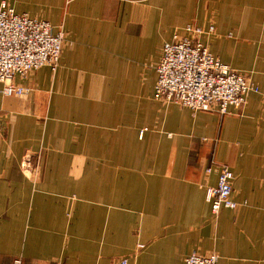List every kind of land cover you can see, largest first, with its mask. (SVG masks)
<instances>
[{
  "label": "crops",
  "instance_id": "crops-1",
  "mask_svg": "<svg viewBox=\"0 0 264 264\" xmlns=\"http://www.w3.org/2000/svg\"><path fill=\"white\" fill-rule=\"evenodd\" d=\"M74 41L57 70L0 83V263L264 264V0H0ZM187 24L259 86L227 114L155 98L162 47ZM211 159L237 208L214 214ZM143 245V247H139Z\"/></svg>",
  "mask_w": 264,
  "mask_h": 264
},
{
  "label": "built area",
  "instance_id": "built-area-1",
  "mask_svg": "<svg viewBox=\"0 0 264 264\" xmlns=\"http://www.w3.org/2000/svg\"><path fill=\"white\" fill-rule=\"evenodd\" d=\"M183 30V33L176 32L171 41L163 45L161 59L156 66V99L180 104L193 112L215 110L227 114L230 108L242 107L250 92H259L256 83L220 61L202 42L203 35L210 34L213 27L205 30L188 24ZM63 42L64 35L54 33L50 24L18 13L3 2L0 5V82L4 83L3 92L8 95L24 92L25 87L12 84L17 74H25L44 65L56 70ZM215 168L218 170L217 185L206 188V199L213 213L217 214L223 208H237L239 203L233 197V171L226 163L211 159L206 171L210 173ZM218 261L216 253L204 255L194 251L186 258L185 264H218ZM128 263L127 258L120 262ZM0 264L24 262L22 258H16Z\"/></svg>",
  "mask_w": 264,
  "mask_h": 264
},
{
  "label": "rangeland",
  "instance_id": "rangeland-1",
  "mask_svg": "<svg viewBox=\"0 0 264 264\" xmlns=\"http://www.w3.org/2000/svg\"><path fill=\"white\" fill-rule=\"evenodd\" d=\"M3 2H6V1H3ZM2 2V3H3ZM1 3V4H2ZM7 4H8V2H6ZM9 5V4H8ZM12 7V6H11ZM14 8V7H13ZM15 9V8H14ZM16 11V10H15ZM23 14H27V15H29L28 13H23ZM30 16V15H29ZM30 17H32V16H30ZM33 18V17H32ZM34 18H36V19H39V20H42V21H44V22H46V23H48V24H50L51 26H52V30H53V32L54 33H57V34H63L64 35V42H63V47H62V50H61V52H60V59H61V55H62V52H63V49H64V47L68 44V45H71V44H73L74 43V41L72 40V39H70L69 37H68V33L64 30V29H60L59 31H55L54 30V26L52 25V23L49 21V20H47V19H42V18H37V17H34ZM188 25V24H187ZM186 25V26H187ZM210 27H213V30H212V32H210V34L209 35H212V34H214V32H215V25H210ZM209 27V28H210ZM208 28V29H209ZM208 29H205V30H208ZM184 32V30H182V32L181 33H183ZM169 41H171V40H169ZM164 45V44H163ZM163 48V47H162ZM161 59V58H160ZM160 61V60H159ZM60 63V62H59ZM159 63V62H158ZM157 63V64H158ZM44 66H46V65H44ZM44 66H41V67H39V68H37V69H35V70H31V71H29V72H27V73H25V74H17L16 76H14L13 77V79H12V84L13 85H15L16 87H25V86H23V85H20V84H18V83H16L15 82V77H17V76H20V77H23V78H25V77H27L31 72H33V71H36V70H38V69H40V68H42V67H44ZM157 66V65H156ZM57 70V69H56ZM246 76H248V78H250V76L249 75H247L246 73H244ZM251 79V78H250ZM252 80V79H251ZM252 82H254L253 80H252ZM0 83H2V82H0ZM255 83V82H254ZM3 84V88H4V83H2ZM6 85V84H5ZM3 88H2V92H3ZM25 90H24V92L22 93V94H17V95H25V94H28V93H30L31 92V90H32V88L31 87H25L24 88ZM3 94H5V95H7V96H10V95H8V94H6L5 92H3Z\"/></svg>",
  "mask_w": 264,
  "mask_h": 264
}]
</instances>
